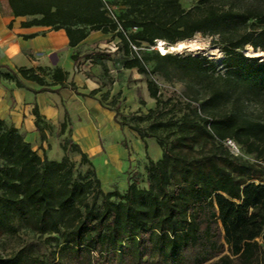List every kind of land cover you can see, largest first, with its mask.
<instances>
[{
  "label": "trees",
  "instance_id": "16d2710c",
  "mask_svg": "<svg viewBox=\"0 0 264 264\" xmlns=\"http://www.w3.org/2000/svg\"><path fill=\"white\" fill-rule=\"evenodd\" d=\"M8 2L15 17H33L24 27L65 30L70 47L101 32L119 36L128 52L139 54L131 44L139 51L159 40L175 46L201 33L213 38L225 57L220 68L207 57L158 52L153 59L145 53L127 62L128 69L165 78L174 65L185 78L200 80L196 113L206 115L201 116L204 125L184 117L177 142L206 130L221 149L201 157L176 153L158 133L165 127L160 122L151 136L163 158L149 160L147 188L137 177L124 195L103 192L95 171L75 176L67 156L61 162L43 160L18 129L0 119V229L18 221L57 241L49 264H264V180L252 182L261 178L257 169L264 161V64L243 54L248 46L264 52V0H199L192 10L178 0H122L123 30L102 0ZM150 60L155 61L152 71ZM19 73L47 85L32 69ZM60 74L55 71L53 78L65 80ZM149 92L157 102L149 114L162 116L154 81ZM34 114L39 128L41 116ZM228 140L256 154L258 163L231 153ZM81 156L82 164L90 162L86 153ZM0 264L46 263L24 247L9 259L0 258Z\"/></svg>",
  "mask_w": 264,
  "mask_h": 264
},
{
  "label": "rangeland",
  "instance_id": "374dc122",
  "mask_svg": "<svg viewBox=\"0 0 264 264\" xmlns=\"http://www.w3.org/2000/svg\"><path fill=\"white\" fill-rule=\"evenodd\" d=\"M111 1L117 5L118 11H124L125 6L121 2L122 0ZM178 1L185 10H192L199 4V0ZM110 42L98 50L95 47L83 53L84 57L92 53V62L85 64L82 57L79 56L78 61L84 68L82 72L86 75H96L92 69H98V76L102 84L101 89L103 90L98 101L103 107L115 112V124L94 129L100 140L96 143V147L90 148L82 140L75 142L79 147L71 145L70 141L75 129L69 128L67 124L66 127L53 128L41 122L39 128L34 131L39 133V136L35 134L36 137L34 138L31 135V140H27L24 135L23 137L43 160L61 162L67 156L75 166V176L87 177L91 175L92 171H95L101 181L103 192L124 195L129 185L137 177L140 179V186L147 188L146 168L149 165V160L157 162L163 158L158 140L151 136L156 133L157 125L160 122L164 123L165 127L160 129L158 133L163 134L168 143L171 142L172 146H175L176 153L183 151L190 157H201L221 149L217 140L206 133V130L197 131L194 136L188 135V138L182 141L181 145L177 142V134L184 117H189L190 121L204 125L201 116L206 115L196 113V108L202 101L199 98V90L202 89L200 80L185 78L183 73L174 65L169 66L171 72L169 78L158 75L150 76L148 73H141L138 68L128 69L127 62L136 55L141 57L143 54L149 53L153 59L156 52L164 54L159 48V44L157 43L155 47L143 44L141 50L137 51L139 54H136L127 51L119 36L114 37ZM165 43V54L169 53L181 57L190 55L207 57L218 68L221 67L225 57L221 49L213 43V38L201 33L192 39L179 42L175 46ZM180 43H184L185 47L180 49L178 47ZM243 54L264 64V52L261 50L255 51L248 46ZM92 64L93 66H90ZM154 65L155 61L150 60L147 62V69L152 71ZM126 69L129 70L128 73H124L122 76L121 73ZM151 81H154L159 88V97L164 108L162 116L149 114L150 109H157L156 99L152 98L149 92ZM96 92H91L87 97H93ZM128 93H132L130 100L127 98ZM233 142L240 150L238 153L236 149L232 148L231 153L239 155V158L244 162L258 163L259 159L256 154L247 153L237 142ZM93 148H96V151ZM116 149L125 153L124 159L111 158L112 152ZM81 152L87 154L89 163L82 164ZM126 162H129L128 169H122V164L126 165ZM1 163L3 162L0 159ZM259 163H262V168L257 169L261 178L252 181L255 183L264 180V173L261 172L264 169V161ZM113 201L117 202L119 199L115 197ZM99 203H101V199ZM57 243V241L51 240L49 236L37 234L20 222L15 221L9 228L0 229V258L9 259L22 248L29 247L34 256L49 264L53 253L57 251ZM262 257H264V250Z\"/></svg>",
  "mask_w": 264,
  "mask_h": 264
},
{
  "label": "crops",
  "instance_id": "0c3cea01",
  "mask_svg": "<svg viewBox=\"0 0 264 264\" xmlns=\"http://www.w3.org/2000/svg\"><path fill=\"white\" fill-rule=\"evenodd\" d=\"M32 19L29 16L15 17L8 0H0V119L29 140L31 135L34 138L35 134L39 136L34 132L37 130L34 113L38 111L41 116L39 124L44 122L53 128L66 127L67 124L75 129L71 141L82 140L92 148L100 140L94 129L115 124L116 115L98 101L103 92L98 69L93 68L96 75L91 76L78 72L76 67L80 64L74 61L73 56L82 57L86 64L89 59L83 53L90 48L98 50L108 45L113 35L91 32L86 40L70 47L65 30L22 25ZM31 35L34 37L27 38ZM20 69L34 70L47 85L24 78L19 73ZM57 70L63 73L59 76L65 80L53 78ZM128 71L123 70L121 75ZM95 91L93 97H87ZM131 96L132 93L127 94L128 100ZM112 155V159L122 160L125 153L116 149ZM128 166L129 162H126L122 169H128Z\"/></svg>",
  "mask_w": 264,
  "mask_h": 264
},
{
  "label": "built area",
  "instance_id": "2783aa9c",
  "mask_svg": "<svg viewBox=\"0 0 264 264\" xmlns=\"http://www.w3.org/2000/svg\"><path fill=\"white\" fill-rule=\"evenodd\" d=\"M102 1L104 3V8L107 11L109 18L118 24L120 30H123L121 27V24L119 22V18H118L119 17L118 8L111 3V0H102ZM136 30H137V28H134V31H136ZM131 47L135 52H137L139 50L136 46H134L132 44H131ZM88 62L89 63L92 62V59H89ZM83 69L84 68L82 65H77V67H76V70L78 72H82ZM227 144L230 145L233 149H236L237 152L239 153V149L236 147L235 143L232 140H228Z\"/></svg>",
  "mask_w": 264,
  "mask_h": 264
},
{
  "label": "bare ground",
  "instance_id": "6f19581e",
  "mask_svg": "<svg viewBox=\"0 0 264 264\" xmlns=\"http://www.w3.org/2000/svg\"><path fill=\"white\" fill-rule=\"evenodd\" d=\"M158 43H159V48H160L161 51L165 54V52H166V50H165V49H166V48H165V46H166L165 41H163V40H159ZM178 47H179L180 49H182V48L185 47V44H184V43H180V44H178ZM172 48H174V47H172Z\"/></svg>",
  "mask_w": 264,
  "mask_h": 264
}]
</instances>
